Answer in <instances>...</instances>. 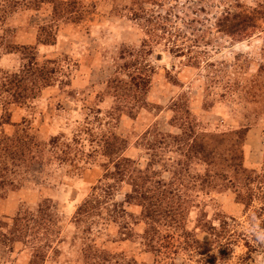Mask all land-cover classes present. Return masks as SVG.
Masks as SVG:
<instances>
[{
    "label": "rangeland",
    "instance_id": "1",
    "mask_svg": "<svg viewBox=\"0 0 264 264\" xmlns=\"http://www.w3.org/2000/svg\"><path fill=\"white\" fill-rule=\"evenodd\" d=\"M153 2L0 0V56H16L0 69V264H264V0ZM172 6L199 22L178 57L147 37ZM36 9V44L14 45L16 13ZM226 9L258 28L218 32ZM33 55L50 86L10 91Z\"/></svg>",
    "mask_w": 264,
    "mask_h": 264
},
{
    "label": "trees",
    "instance_id": "2",
    "mask_svg": "<svg viewBox=\"0 0 264 264\" xmlns=\"http://www.w3.org/2000/svg\"><path fill=\"white\" fill-rule=\"evenodd\" d=\"M153 2V0H132L133 5H138L139 9L142 11V7L139 5L144 2ZM154 3V2H153ZM177 8L176 6H172L168 8L163 15L158 14L156 17H153V21H148L153 28L149 35H147L149 42H153L149 39L151 38H159L162 41H166L167 45H171L170 48V54H173L174 56H183L184 52L183 49H181L179 46H177V42L179 40L186 39V33L187 31H194L193 27L194 25L198 24L199 22L195 19H187L186 14L181 12L180 14L174 13L173 9ZM204 10L202 8H198L197 11L192 12V14H196L197 12L202 13ZM134 17L136 20L143 19L144 16H141L140 14H134ZM258 17L257 13L254 10H244V9H236V10H230L226 9L222 11L219 15H216L213 17V26L218 32H224L225 35H228L232 40L239 41L244 38L249 37L257 28H258ZM157 33H160V35H157ZM41 44H53L50 41L44 40L39 41ZM147 40L142 41V46L148 47ZM23 49H29L33 50L32 47L29 48H23ZM33 60L34 65V71L30 75L31 79L25 83L26 79L23 80L21 75L14 74L10 79L6 80L4 86H9L10 91L14 89L21 90L23 93L25 92H32V88L30 86H36L40 83H42L43 86H50V82L48 81V77L45 75L46 70L44 69L45 66H40L35 62V55L31 57ZM28 71V70H27ZM29 72V71H28ZM25 74L23 71L20 72ZM53 73V71L50 72V74ZM25 78V77H24ZM28 79V78H27ZM146 80L148 81V77L141 76V74L136 73V76L131 77V82L134 86V88L137 89L138 84L137 81H140L141 84H143V87L147 86ZM23 81V83H22ZM44 82V83H43ZM21 94H17L15 96V101L18 102L21 99ZM114 144H120L123 142L121 139L115 137L113 138ZM12 146H6V148L10 149ZM6 149V150H8ZM22 151V150H21ZM116 164L114 165V168L117 170V172L121 173H127L129 176H132L135 173H139L135 168H132V163L125 158L121 157L120 152L117 153V156L115 157ZM243 170H241L242 172ZM137 192V191H136ZM139 193V192H137ZM140 194V193H139ZM239 194V193H238ZM140 197L144 198L143 195H140ZM239 198V195H238ZM85 206V205H84ZM158 212V211H157Z\"/></svg>",
    "mask_w": 264,
    "mask_h": 264
},
{
    "label": "crops",
    "instance_id": "3",
    "mask_svg": "<svg viewBox=\"0 0 264 264\" xmlns=\"http://www.w3.org/2000/svg\"><path fill=\"white\" fill-rule=\"evenodd\" d=\"M18 1V0H16ZM24 12L16 13V21L11 26L13 35L9 38L14 45L20 46H32L36 44V27L39 23H43L42 20L47 17V12L43 9H36L24 14L23 20L21 17ZM16 61V56L13 53H6L2 50L0 56V69L11 70L13 69ZM257 157L254 153L248 158V162L256 161ZM247 161V160H246Z\"/></svg>",
    "mask_w": 264,
    "mask_h": 264
},
{
    "label": "clouds",
    "instance_id": "4",
    "mask_svg": "<svg viewBox=\"0 0 264 264\" xmlns=\"http://www.w3.org/2000/svg\"><path fill=\"white\" fill-rule=\"evenodd\" d=\"M257 238H258L261 242H264V233H257Z\"/></svg>",
    "mask_w": 264,
    "mask_h": 264
}]
</instances>
